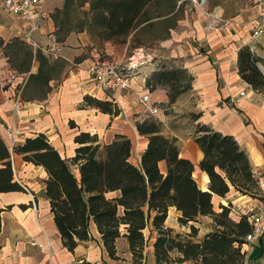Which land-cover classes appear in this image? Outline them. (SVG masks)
<instances>
[{
	"label": "trees",
	"instance_id": "16d2710c",
	"mask_svg": "<svg viewBox=\"0 0 264 264\" xmlns=\"http://www.w3.org/2000/svg\"><path fill=\"white\" fill-rule=\"evenodd\" d=\"M183 3L184 0H64V24L59 25L57 17L53 18L57 32L62 33L57 40H63L71 31L84 29L91 38L125 40L149 28L159 30L153 40H162L177 24ZM86 4L88 8L82 9ZM71 11L81 16L74 25L69 20ZM18 40L4 43L0 39L4 54L11 67L12 59H20L19 66L14 68L18 72H28L32 61H38L36 73L28 74L24 88L45 96L50 90L49 81L63 68L62 58L50 61L40 51L34 53L25 42L29 48L21 47ZM135 40L133 48L141 44L139 39ZM14 41L18 49H13ZM258 64L264 68V59L248 46L238 49L241 79L264 96V72ZM190 80L185 69L160 65L146 77L145 85L150 90L167 87L169 102H173L189 88ZM83 100L103 113H118L112 101L89 95ZM136 127L140 135L147 137L138 165L130 161L131 143L123 135L102 144L96 134L80 131L74 136L76 147L71 158L62 157L43 133L24 137L11 148L0 137V192H26V185L14 177L12 159L13 155H19L46 172L43 195L49 202L62 245L68 251L90 238L89 224L93 222L108 256L114 260L120 259L116 240L123 237L131 254L130 263L146 264L144 229L149 227L155 233L152 244L155 264H249L251 260H246L241 246L247 243L246 235L253 231L251 214L243 213L233 219L229 215L230 202L219 204L217 212L212 200L213 195L225 197L231 187L242 195H258L257 178L248 154L237 140L206 124L195 125L193 139L203 153L199 168L208 176V189L204 190L193 177L191 161L179 155L177 139L163 135L159 121L144 120L137 122ZM171 207L178 211L177 221L188 227V232L165 225ZM202 216L212 221L207 231L198 235L199 228L194 223ZM255 247L252 259L264 254V231L257 237ZM81 264L91 263L83 260Z\"/></svg>",
	"mask_w": 264,
	"mask_h": 264
},
{
	"label": "crops",
	"instance_id": "0c3cea01",
	"mask_svg": "<svg viewBox=\"0 0 264 264\" xmlns=\"http://www.w3.org/2000/svg\"><path fill=\"white\" fill-rule=\"evenodd\" d=\"M199 9L196 3L190 4L185 17L170 30L166 39L156 40L145 47L150 54V62L132 79L131 88L112 93H106L93 84L87 72L88 57L78 60L81 52L78 48L64 49V43L78 42V39L82 41V34L72 33L62 42L63 68L58 76L49 81L50 90L45 96L24 88L28 74L36 73L38 61H32L28 72H18L10 66L8 57L0 48V69L11 68L20 75L13 83L3 82L0 86V137L6 141L4 127L16 126L17 116L12 110L10 97L22 86L23 108L20 114L24 118L22 127L25 134L17 142L24 137L43 133L62 157L71 158L76 147L73 139L80 131L96 134L102 144L111 142L116 135H123L131 143L129 159L131 161L133 157L136 161L134 164L138 165L147 137L139 134L136 123L156 120L161 123L163 135L177 139L179 155L191 161L194 179L201 189L206 190L208 176L199 168L203 153L193 139L195 125L203 123L222 134L232 135L248 154L253 171H261L264 169V96L241 79L237 67V51L246 45L255 26L250 20L260 9L252 5L247 12H239L234 18L235 24L223 31L208 27V19L203 10L201 12ZM53 30L48 16L40 22L34 37L44 43L46 35ZM24 31L25 24L0 7V39L6 42L15 34L23 41ZM126 49V46L119 49L115 44H106L105 47L115 57L125 55ZM256 54L264 59V35L257 42ZM43 55L50 61L54 60ZM153 65L185 69L191 77L189 88L181 92L173 102H169L167 87L157 86L150 90L145 81L150 75L148 68ZM262 70L264 72L263 66ZM146 73L148 76L144 75ZM240 90H244L245 95L235 96ZM137 93L149 95V102L157 108L155 114L148 113L145 106L138 103ZM85 95L112 101L118 113H103L93 105H86L83 100ZM13 159L17 163L16 168ZM13 159L14 177L26 185V192H0V208L3 209L0 213V264H81L83 260L91 264H131L125 238L116 240L120 259H111L93 222L89 224L90 238L79 242L73 251H68L62 245L49 211V202L43 195L46 172L41 166L23 161L19 155H13ZM230 193L235 194L236 191ZM215 197L219 198V204H223V199L228 198V195H213L212 200ZM176 212L178 217L179 213ZM168 217L165 225L171 227L166 223ZM145 230L152 245L155 233L150 232L149 227ZM32 240L40 246L32 245ZM250 245L249 250L248 245L241 246L246 260L264 264L259 259L264 254L252 259L256 253V243Z\"/></svg>",
	"mask_w": 264,
	"mask_h": 264
},
{
	"label": "built area",
	"instance_id": "2783aa9c",
	"mask_svg": "<svg viewBox=\"0 0 264 264\" xmlns=\"http://www.w3.org/2000/svg\"><path fill=\"white\" fill-rule=\"evenodd\" d=\"M199 6L206 18L208 19L207 26L216 28L219 31L228 30L234 24L235 20L232 17H223L222 12L215 9L209 11L204 7L207 0H194ZM253 6L258 7L259 13L251 18L250 21L255 23L246 46L250 51L257 52V42L259 38L264 35V0H252ZM0 7L9 15L19 18L25 24V31L22 33L23 41L28 44L33 51H41L51 59L61 57L63 46L57 40L53 33L46 35V41L40 43L34 37V33L40 28V22L48 17V11L43 7V0H0ZM151 57L147 49L144 47L133 48L128 55L122 57H101L93 56L89 58L87 72L93 84L100 90L106 93H112L116 90H123L132 87V79L138 75L141 69L150 62ZM160 65H153L148 68V73L158 70ZM148 76V74H144ZM19 74L11 69H0V86L5 83H13L19 78ZM244 90L238 91L235 96H244ZM12 102V110L17 116L16 126L4 127L5 143L11 148L18 139L24 136V123L21 111L23 108L22 86L19 87L14 96L10 97ZM136 100L138 103L145 106V110L150 114H155L157 108L149 102V95L147 93H137ZM257 176L258 187L264 189V169L261 171H253ZM250 221L253 224V231L246 235L247 243H253L263 231L262 216H251ZM32 245H38L34 240ZM40 246V245H38Z\"/></svg>",
	"mask_w": 264,
	"mask_h": 264
},
{
	"label": "rangeland",
	"instance_id": "374dc122",
	"mask_svg": "<svg viewBox=\"0 0 264 264\" xmlns=\"http://www.w3.org/2000/svg\"><path fill=\"white\" fill-rule=\"evenodd\" d=\"M197 2L199 0H196ZM63 2L64 0H43V7L48 11V16L50 17L54 30H53V34L55 35V37L58 39L61 38L62 33L61 32H57L58 30H56V26L55 23L53 21L54 16L57 17L58 20V24L62 25V23L64 24V10L63 9ZM195 1L194 0H184L183 3V10L181 11V13H179L178 17L179 19L177 20L178 22L183 19L186 15V12L188 11V6L190 4H194ZM253 3L252 0H207L206 5H204V7L206 9H208L209 11H213L215 9H219V11L222 12V16L223 17H232L235 18L237 16V14L239 12L245 13L248 11V9H250L252 7ZM88 8V4L84 5V7L82 9H87ZM154 8V6H153ZM59 9V11L57 10ZM152 9V8H151ZM200 11L202 9H199ZM72 13H70L69 15V20L71 21L72 25H74L76 23V21L78 19H80L81 16L77 15V13L71 11ZM202 12V11H201ZM177 22V24H178ZM177 24L175 25V27L177 26ZM64 27V25H63ZM173 27V29L175 28ZM64 29V28H63ZM159 30L158 29H154V28H149L145 31H138L134 36L133 35H129L128 37L125 38V40L123 39H112V40H101L99 38H91L89 33L86 31V29H84L81 32H74L71 31L69 32L64 38L63 40H58L61 45L63 46L62 42L65 41L67 39V37L74 33V34H78V35H83L82 38L84 37V39L82 41H80L78 39L77 41H73V42H68V43H64V49L65 47L67 49H73V48H78L81 52H80V56H78V60H82L84 59V57H88L91 58L93 56H101V57H115L114 54L108 53L105 50L106 44H115L117 48H123L124 46L127 47L126 49V55L130 54V52L133 50L132 45H134V43H136L135 39H139L141 41V44L139 47H147L150 46L153 42H155L156 40H153L155 38V36L158 34ZM18 40L20 39L17 35L12 34L10 36L9 40ZM166 39V38H165ZM6 41V42H8ZM20 41V40H18ZM4 43L5 40H3ZM21 42V41H20ZM21 47H25L26 49H28L29 47L24 44L23 42H21ZM81 43H83V45H80ZM4 45V44H3ZM3 45H0V48L2 49L3 53L5 51V48L3 47ZM13 49H18V44L16 43V41L13 42L12 44ZM21 50V49H20ZM13 60V68H16L17 66H19L20 63V59H12ZM32 64V63H31ZM11 66V63H10ZM131 161L133 163H135V159L133 157H131ZM18 162L22 163L20 160H18ZM13 165L14 168H16L17 163L15 161V159H13ZM72 170L75 172L76 169L71 166ZM38 182L39 179H37ZM234 191L233 189L230 191L232 192ZM228 193V198H224L223 201H225L223 204L224 205H228V201H230L229 199H231L232 201H234V203H231V213L229 214L233 219H237L239 217L240 214L243 213H249L251 214V216H262L263 219V231H264V189L259 187V191H258V195L256 197H251L249 195H242L240 192L236 191L235 194L232 193ZM30 192H27V194ZM38 194H40L38 192ZM42 201V200H40ZM42 203V202H41ZM219 198L215 197L213 199V207L215 211H219ZM33 209L35 208L34 205L32 206ZM38 208V207H37ZM169 217L167 219V225H171L172 228H174L176 231L178 232H186L189 231L188 227H181L178 223H177V212L175 211L174 208H170L169 209V213H168ZM211 218L208 216H202L199 217L198 221L195 222L194 224L199 228L198 231V235H202V233L207 230L211 224ZM145 236L147 238V244L146 247L144 249V254H145V258H146V264H155L153 261V254H152V245L150 244L151 239L149 238L148 232L145 230ZM152 239L154 238V234H152ZM253 243H256L253 242ZM253 243H244L247 246V249L249 250V246H251L250 244ZM243 244V245H244ZM259 259H261V261H264V255L261 256ZM249 264H257L253 262H250ZM260 264V262L258 263Z\"/></svg>",
	"mask_w": 264,
	"mask_h": 264
},
{
	"label": "water",
	"instance_id": "95a60500",
	"mask_svg": "<svg viewBox=\"0 0 264 264\" xmlns=\"http://www.w3.org/2000/svg\"><path fill=\"white\" fill-rule=\"evenodd\" d=\"M258 66H259V68H261V69H262V66H261L260 64H258ZM75 172H77V171H75Z\"/></svg>",
	"mask_w": 264,
	"mask_h": 264
},
{
	"label": "bare ground",
	"instance_id": "6f19581e",
	"mask_svg": "<svg viewBox=\"0 0 264 264\" xmlns=\"http://www.w3.org/2000/svg\"><path fill=\"white\" fill-rule=\"evenodd\" d=\"M217 10H219V9H217Z\"/></svg>",
	"mask_w": 264,
	"mask_h": 264
}]
</instances>
